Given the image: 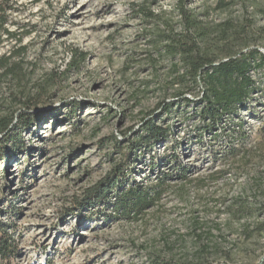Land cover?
Instances as JSON below:
<instances>
[{"label": "rangeland", "instance_id": "374dc122", "mask_svg": "<svg viewBox=\"0 0 264 264\" xmlns=\"http://www.w3.org/2000/svg\"><path fill=\"white\" fill-rule=\"evenodd\" d=\"M186 4L196 31L179 0H0V57L19 72L0 81V115L14 111L12 134L29 149L4 136L0 225L14 248L0 264L264 259V68L253 72L258 89L221 124V137L200 141L205 84L181 82V54L169 46L189 35L217 61L264 54V0ZM151 119L170 125L173 137L132 155L133 174L120 189L146 190L148 204L118 212L112 193L91 203L90 189L125 152L115 144L126 147ZM234 128L242 136L226 138ZM225 138L235 155L219 153ZM173 154L182 170L169 163Z\"/></svg>", "mask_w": 264, "mask_h": 264}, {"label": "trees", "instance_id": "16d2710c", "mask_svg": "<svg viewBox=\"0 0 264 264\" xmlns=\"http://www.w3.org/2000/svg\"><path fill=\"white\" fill-rule=\"evenodd\" d=\"M186 1L179 0L180 11L188 29L196 31L199 29V26L196 24L195 19L190 16L189 10L186 7ZM18 40L21 39L18 38ZM174 42L169 46L179 50L178 52L181 54L185 68V71L180 75L181 82H185L188 79L194 84H197L199 81L205 84V92L198 103V105L202 103L198 115L203 125L197 129V138L202 141L208 135L210 140H216L221 137L224 131L221 130V124L225 120L232 121L234 115L249 102L252 94L257 91L258 85L253 72L264 68V54L257 49L248 52L239 51L234 54H227L225 59L217 61L202 54L197 40L192 36L187 35L185 39H178ZM10 59L6 56L0 57V81L3 77L9 75H19V72L14 67L16 65H11ZM185 100L189 101L187 97ZM170 108V105H166L165 110L169 111ZM75 114L76 112L73 111L69 115V119ZM13 116L14 111L0 115V156H3V159H7L9 156L7 153H3L7 150L4 136L8 138L7 142L13 144L12 148L18 149L22 147L27 154L29 152L25 143L21 146L16 144L15 135L12 134L13 128L11 129ZM22 119L25 123L30 121V124H33L35 121L29 114H25ZM232 132L226 138L242 136L240 128H234ZM173 134V129L170 125L163 127L151 119L144 123L142 131L126 147L119 145V143L115 144V151L125 149V152L122 154L121 161L113 167L103 184L90 189L91 192H89L90 197L88 199L91 200V203L101 202L108 197L109 193H112L115 199L114 205L118 212L123 210L130 213L133 209L146 206L148 204V192L146 190H140L138 187L133 186L120 190L126 182H129V177L133 174L135 161L132 160V155L136 159H139L142 154L153 150L157 145L168 142L173 137ZM224 142L226 143L222 144L219 153L222 156L235 155L233 143L235 141H231V139L227 141L226 139ZM179 147L178 140L169 146L173 151ZM174 154L170 156L169 163L174 162L175 165L179 166L177 157ZM155 158L157 159V157H154L153 164H158ZM182 167L180 165L178 168L182 170ZM13 248L12 237L0 225V258L6 259L11 256ZM259 264H264V259Z\"/></svg>", "mask_w": 264, "mask_h": 264}]
</instances>
